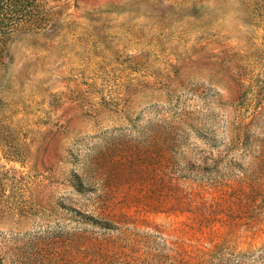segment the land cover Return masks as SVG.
<instances>
[{
  "label": "rangeland",
  "instance_id": "rangeland-1",
  "mask_svg": "<svg viewBox=\"0 0 264 264\" xmlns=\"http://www.w3.org/2000/svg\"><path fill=\"white\" fill-rule=\"evenodd\" d=\"M2 21L0 264H264V0Z\"/></svg>",
  "mask_w": 264,
  "mask_h": 264
},
{
  "label": "trees",
  "instance_id": "trees-1",
  "mask_svg": "<svg viewBox=\"0 0 264 264\" xmlns=\"http://www.w3.org/2000/svg\"><path fill=\"white\" fill-rule=\"evenodd\" d=\"M10 25H12L11 23L10 24H7V22L5 21H2V23L0 24V36H2L5 32V30H8L10 28Z\"/></svg>",
  "mask_w": 264,
  "mask_h": 264
}]
</instances>
